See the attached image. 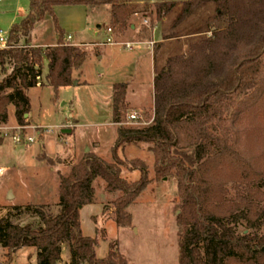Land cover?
<instances>
[{
    "label": "trees",
    "instance_id": "trees-1",
    "mask_svg": "<svg viewBox=\"0 0 264 264\" xmlns=\"http://www.w3.org/2000/svg\"><path fill=\"white\" fill-rule=\"evenodd\" d=\"M131 2L134 0H28L29 12L9 30L12 47L0 50V126L8 121V106L14 109L16 124L23 125L24 115L30 112L27 91L37 87L43 60L47 62V86L53 91L70 87L72 71L86 60L83 50L63 44L55 7L108 6L110 24L126 28L129 18L139 12L128 6ZM200 2H183L176 21L184 20ZM46 17L51 19L57 44L33 48L29 35ZM222 17L229 22L226 28L189 45L187 56L170 59L165 70L154 71L150 125L121 126L128 110L126 85L113 86L111 120L121 126L111 148L114 162L105 163L89 153L73 165L67 177L59 174L56 214L43 205L6 209L0 216V247L7 258L30 247L36 250L37 264H59L61 247L67 244L69 264H127L112 243L107 257L97 258V239L82 235L80 211L95 203L92 183L99 178L107 192L122 194L114 202L117 228L131 225L126 208L150 180L141 160L121 161L117 152L127 145L146 144L154 156L155 180L172 175L176 179L178 264H264V204L255 201L259 194L264 196V170L246 163L235 150V128L246 111L259 113L264 108V0H221L216 20ZM150 25L154 27L152 22ZM140 35L139 39L151 40ZM21 38L24 44H19ZM179 131L187 137L188 146L181 145ZM122 167L139 172V180L122 179ZM25 214L36 221L13 222ZM242 223L246 231L239 233Z\"/></svg>",
    "mask_w": 264,
    "mask_h": 264
},
{
    "label": "rangeland",
    "instance_id": "rangeland-1",
    "mask_svg": "<svg viewBox=\"0 0 264 264\" xmlns=\"http://www.w3.org/2000/svg\"><path fill=\"white\" fill-rule=\"evenodd\" d=\"M185 1L188 0H134V2L128 3V6L132 8L135 6L139 12L129 18L126 22V28H120L119 23L117 25L110 24L111 18L108 21L110 8L108 6H101L96 9L87 8L86 11V7L81 5L57 6L55 15L64 38L75 34L84 42L102 43L101 32L98 37L93 35L94 29H96L95 22L97 24L102 22V28L105 31L107 29L112 30V37L116 44L121 43V40L125 41L130 30L129 25H138L137 39H139L140 33H143L144 38L151 37L153 29L150 27L151 22L154 26L157 23L160 24L162 26L161 37L165 42L153 45L154 55H156L154 71L159 73V71L166 69V63L170 59L185 58L189 45L197 43L201 39L209 38L212 33L226 28L229 24L226 17L216 20L221 0H201L199 7L184 20L177 22L176 19ZM245 1L242 0V3ZM28 5V0H1L0 31L8 34L12 24H18L21 21L19 17L26 15ZM13 17L18 19L10 25ZM105 33L107 35V32ZM31 38L35 44L49 45L54 43L56 35L49 17L35 25ZM62 42L68 45L65 40ZM19 44L24 43L20 41ZM86 48L79 49L84 51ZM89 57L90 59L80 70L81 77L87 85L59 88L56 91H53L49 86H37V88L27 91L30 109H32L36 119L34 123L39 128H53L55 126L59 128L65 125L62 121L68 118L69 114L72 115L70 122L74 126L71 129L55 128L53 135H55L54 141L56 142L52 140L53 135H49L51 138H47L44 151L43 135L38 137L39 128L31 127L28 117H25L28 114L24 115L23 125L18 126L12 109L8 106V121L5 125L0 126V216H3L5 210L10 208L9 203L15 204V206L24 207L25 204H28L35 207L34 204L41 200L54 201L57 197L58 175L67 177L73 165L82 161L84 155H89L91 151L90 147L86 148L84 152L78 149L73 157L72 145L81 147L89 142H98L100 155L105 158L109 154L111 156V148L115 144L114 132L113 128L109 126L108 109L103 100L107 93V86L118 77L114 73L115 69L111 68L112 60L106 58L98 62L97 57L91 55ZM42 70L43 73L47 70L46 60L42 61ZM9 71L10 67H7V72ZM147 71V66L143 64L140 77H142L144 85L135 102L141 108L134 110L128 106L122 127L138 128L151 124L154 105L150 102L153 101L154 91L152 93L150 89ZM72 79L75 80L73 74ZM41 82L42 85L47 84L45 77L41 78ZM241 99L243 100L242 97L238 100ZM63 103L65 105H62ZM133 111L140 112L142 115L137 124L127 122V115ZM76 121L81 126L75 129ZM105 121L107 127H104ZM95 123L102 124V127L99 128ZM121 126L117 125V129ZM62 130H70V134H62ZM235 130L238 136L236 152L249 165L257 170H264V108L259 113L255 111L247 113L246 111ZM178 133L181 145L188 146L189 142L185 134L181 131ZM16 136H19V144L12 140ZM29 139H32V142H29ZM63 147L69 148L64 156H53L60 153ZM130 148L125 153L124 149L118 151V158L126 162L141 160L146 166L150 180V183L135 202L126 208L131 217V225L124 229L117 228L114 222L116 207L114 202L121 198L122 194L107 192L104 182L96 178L92 183L95 191V203L80 211L82 235L90 239H97L95 255L98 259L107 257L108 245L112 243L116 244L115 250L126 259L127 264H178V226L175 218L179 213L180 201L176 179L172 175L167 179L155 180L154 156L149 151V146L138 144L131 145ZM45 155L51 158H47ZM110 156L109 162L100 159L105 163H113V156ZM74 162L77 163L74 164ZM120 172V177L127 182H135L140 178L139 172L130 171L128 167H122ZM228 187L230 191V186ZM11 190L16 196L14 200ZM230 193L233 192L230 191ZM255 201L264 204V196L259 194ZM53 209L51 207L48 211L55 214L56 210ZM33 218L35 217L31 214H25L13 222L18 224H25L29 221L35 222L32 221ZM245 228V223H242L237 231L239 233L245 232ZM26 248L18 250L19 252L13 257V264L28 263L27 259L24 258ZM62 250L68 252L67 244L62 245ZM69 261L70 256L67 264ZM0 264H12V258H7L5 251H1V249Z\"/></svg>",
    "mask_w": 264,
    "mask_h": 264
},
{
    "label": "crops",
    "instance_id": "crops-1",
    "mask_svg": "<svg viewBox=\"0 0 264 264\" xmlns=\"http://www.w3.org/2000/svg\"><path fill=\"white\" fill-rule=\"evenodd\" d=\"M86 9L87 8H85V11H86ZM28 12H29V10H28ZM27 13H26V15H27ZM25 16L21 15L19 18H21V20H22ZM109 18H110V15L108 17V21H109ZM17 19L18 18L13 17V20L10 22V25L12 23H14ZM108 21L105 23L106 25H107ZM94 24L96 25V29H94L93 35L95 37H98L100 35V32H101L102 43H103L105 41L103 39L106 38V36H107L106 33H105L106 31L103 30V28H102L103 27V23L100 22L99 24H97V22H95ZM161 29H162V26L157 23V25H155L153 27V29H152V33H151V37H150L151 40H142V39H137V34L139 32L138 25H136V26L131 25L130 26V30H129L127 36H126L125 41H123V40L120 41L121 43L129 44V48L128 49H125V47L123 45H121V44H119V45H103L101 42H98V43L97 42H88V41L84 42L82 38H77V36H75V34H74V36H70L69 35L66 38H64V40L66 42H68V46L71 45V46L78 47V48H82V47L86 48L87 47L84 50V52L86 54V60L83 63V65L88 61V59H90V57H89L90 55L93 56V57H97V61L98 62H101V61H103V59H106V58L112 60L111 68L115 69L114 73L116 74V77H118V78H116V80H114V82H111L107 86V88H106L107 93H106V96H104V100L103 101L106 102V106H107V109H108V119H109L108 123H109V126L113 128L114 143L117 140L116 139V137H117V125L112 123V121H111V117H112V106L111 105H112V96H113V93H114L113 86L114 85H118L120 83L125 84L126 85L125 102H126L127 106H129L130 108H132L134 110L135 109L136 110H140L141 107L136 105L135 102L139 98V96L141 94V92H140L141 88L144 85V83L142 81V77H140L141 66L144 64L148 68V71H147L148 74H149L148 81L150 83V89H151V91L153 93V91H154V89H153V79L155 77V72H154V69H155V55H154V51H153V45L156 44V43H164L165 42L164 39L161 37V33H162ZM32 32L29 35V42L28 43L33 48H36V47H42V48L53 47V46H55L57 44L56 39H55L53 44H49V45H47V44L46 45H40V44H37V43L35 44L34 42L31 41L32 40V38H31L32 37ZM68 38H69V40H68ZM21 39L19 40V43H20V41H22V43H23V39L22 40ZM107 46L110 49H107L108 48ZM116 60H118L119 62L117 63ZM115 63H116V65H115ZM117 64H119V65H117ZM83 65L79 69L73 70L72 74L74 75V79H75L74 81H76L77 84L76 85H71V86L87 85L86 82L83 81V79L81 77L82 74H81L80 70L83 68ZM46 72H47V70H46ZM46 72L43 73V70H41V77L39 79V84L37 86H39V87L47 86V84L42 85V82L40 83V80H41L42 77H45V79H46ZM67 88H70V87H67ZM151 103H153V101H151L150 104ZM62 105H65V104L63 103ZM9 107H10V109H12V113L14 115L13 107L12 106H9ZM26 117H28V121H29V124L31 125V127L39 128V126H36V123H34V122H36V121H34L36 119L34 118L32 109H30V112H29V114ZM13 121H14V119H13ZM104 123H105L104 127H107L106 121ZM34 124H35V126H34ZM95 125L99 126V128L102 127V124L95 123ZM1 126H3V125H1ZM79 126H81V125L78 124V122L76 121L75 129L79 128ZM55 127H57V126H55ZM55 127H53V129H55ZM40 128L43 129V130H41V132H42L41 134L43 135V141H44L43 151H44L45 145L47 143V141H46L47 138H51V137H49V135L55 134V130L46 131V129H50L51 127H40ZM63 131L64 130H62V132ZM62 134H64V133H62ZM64 135H67V134H64ZM54 136L55 135H53V137H52L53 141L55 140ZM54 142H56V141H54ZM89 147H90V150H91L90 153H92L94 156H97V157L102 158L103 160L109 162L110 154H109V156L107 155L106 158L101 156L100 153H99L98 142H89L88 144H85L84 146H81V147H76L75 145L74 146L72 145L73 157H74V154L77 153L78 149H80L81 151L84 152L86 150V148H89ZM130 147H131V145L127 146L124 149V153L128 152L131 149ZM66 150H69V148H64L63 147V149H61L60 153H56L53 156H56V155H63L64 156L65 153H66ZM47 158H51V157H47ZM76 163L77 162H74V164H76ZM59 182H60V178H59V175H58V177H57V189H56L57 197H56V199L54 201L49 202V201L41 200V201H38L37 203H35L34 205H36V206L43 205V206L53 207L56 210L55 212L57 213L58 208L55 207V206L57 205L58 198H59V190H58ZM11 192H12V190H11ZM12 193H13L12 197H13V200H14L16 196H15L14 192H12ZM25 205H28V204H25ZM8 206L9 207H13V206H15V204L12 205L11 203H9ZM20 207H23V206H20ZM32 221H36V219L33 218ZM26 223H30V221L29 222H25V224ZM25 224H20V225H25ZM0 249H1V251H4L1 247H0ZM17 252H19V251H16V252H14L11 255L12 264H13V261H14L13 257L15 256V254ZM35 255H36V250L34 248H30V247L26 248V252H25L24 258L27 259V262H28L27 264H37ZM60 257H61V261L59 262V264H67L68 259H69L68 252L62 250Z\"/></svg>",
    "mask_w": 264,
    "mask_h": 264
},
{
    "label": "built area",
    "instance_id": "built-area-1",
    "mask_svg": "<svg viewBox=\"0 0 264 264\" xmlns=\"http://www.w3.org/2000/svg\"><path fill=\"white\" fill-rule=\"evenodd\" d=\"M107 32V37H106V42L103 43V45H123L125 47V49H128L129 48V44H125V43H119V44H116V42H114L113 40V37H112V30L111 29H107L106 30ZM69 40V38H68ZM11 44L8 43V34L6 33H2L0 32V50H3V49H9L11 48ZM40 77H38V81H39ZM39 84V83H38ZM141 113L140 112H131L130 114L127 115V122H130L131 124H137L138 123V120H140L141 118ZM72 118V115L69 114V117L68 118H65L62 122L65 124L64 126H60L59 128H68V129H71L74 125L70 122ZM152 121V120H151ZM150 121V122H151ZM152 123V122H151ZM57 129H59L58 127H55ZM41 128H39V132H38V136H39V133H41ZM52 131V130H55L53 128H50V129H46V131ZM13 142H15L16 144H19L20 142V139H19V136L17 137H14L13 139ZM29 142H32V139H29ZM0 174H1V170H0Z\"/></svg>",
    "mask_w": 264,
    "mask_h": 264
},
{
    "label": "water",
    "instance_id": "water-1",
    "mask_svg": "<svg viewBox=\"0 0 264 264\" xmlns=\"http://www.w3.org/2000/svg\"><path fill=\"white\" fill-rule=\"evenodd\" d=\"M77 84V82L76 81H73V83H72V85H76ZM27 115H25V117H26ZM62 133H64V134H70V130H64Z\"/></svg>",
    "mask_w": 264,
    "mask_h": 264
}]
</instances>
